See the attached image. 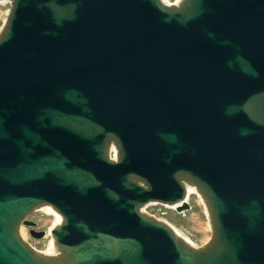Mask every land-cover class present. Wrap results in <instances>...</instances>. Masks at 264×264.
Masks as SVG:
<instances>
[{
  "label": "water",
  "instance_id": "1",
  "mask_svg": "<svg viewBox=\"0 0 264 264\" xmlns=\"http://www.w3.org/2000/svg\"><path fill=\"white\" fill-rule=\"evenodd\" d=\"M184 179L203 247L140 209L189 210ZM47 204L58 258L20 232L45 237L28 217ZM0 264H264V0H11Z\"/></svg>",
  "mask_w": 264,
  "mask_h": 264
},
{
  "label": "rangeland",
  "instance_id": "2",
  "mask_svg": "<svg viewBox=\"0 0 264 264\" xmlns=\"http://www.w3.org/2000/svg\"><path fill=\"white\" fill-rule=\"evenodd\" d=\"M177 0H169L170 4ZM11 8V0H0V32L8 17ZM191 208L186 211H177L174 204L152 201L144 206V212L150 216L168 223L172 228L180 232L182 237L188 239L195 247L205 246L212 238L213 227L207 212L204 200L197 192H190L187 197ZM38 223L37 229L46 231L43 238H34L27 225H22L20 232L24 239L38 250L45 251L50 244L52 234L50 229L54 224L55 216L44 208H36L28 217Z\"/></svg>",
  "mask_w": 264,
  "mask_h": 264
},
{
  "label": "bare ground",
  "instance_id": "3",
  "mask_svg": "<svg viewBox=\"0 0 264 264\" xmlns=\"http://www.w3.org/2000/svg\"><path fill=\"white\" fill-rule=\"evenodd\" d=\"M163 2L165 3H168L170 4L169 0H162ZM183 0H177L176 1V5H180L181 2ZM110 152H111V155H112V158L113 159H117L118 158V149L117 147L112 144L111 147H110ZM184 182V185L186 186V189H187V196L190 194V192H197L199 194V196L204 200V202L206 203L202 193L200 192V190L196 187V185L192 184L191 182L187 181V180H183ZM206 206H207V203H206ZM144 205L140 208L141 211L144 210ZM39 208H44L45 210H47L49 213H52L54 214L55 216V221H54V224L53 226L51 227L50 229V233L52 234V229L60 224L63 223L64 221V217L51 205L47 204V205H42L40 206ZM207 212H208V215H209V218H210V223L212 225V218H211V214H210V211H209V208L207 206ZM174 229V228H173ZM177 237H179L180 239H182L185 243H187L188 245L192 246V247H195L194 244H192V242L188 239H184L182 237V235L180 234L179 231H177L176 229H174ZM35 248V247H34ZM36 249V248H35ZM36 251H38L39 253H41L42 255L44 256H47V257H51V258H58L60 257L62 254H63V251L61 249V247L56 243V240H55V237L54 235L52 234V238H51V241H50V244H49V247L45 250V251H42V250H38L36 249Z\"/></svg>",
  "mask_w": 264,
  "mask_h": 264
},
{
  "label": "built area",
  "instance_id": "4",
  "mask_svg": "<svg viewBox=\"0 0 264 264\" xmlns=\"http://www.w3.org/2000/svg\"><path fill=\"white\" fill-rule=\"evenodd\" d=\"M22 235V234H21ZM23 237V236H22ZM24 238V237H23Z\"/></svg>",
  "mask_w": 264,
  "mask_h": 264
}]
</instances>
